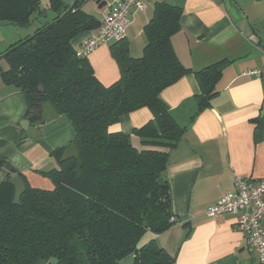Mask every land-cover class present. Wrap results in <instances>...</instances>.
<instances>
[{
  "label": "trees",
  "instance_id": "obj_1",
  "mask_svg": "<svg viewBox=\"0 0 264 264\" xmlns=\"http://www.w3.org/2000/svg\"><path fill=\"white\" fill-rule=\"evenodd\" d=\"M52 19L34 35L11 44L0 64L1 78L26 93L25 117L43 121L44 103H51L71 120L73 140L83 159L78 176L76 158L62 161L60 147L53 152L59 167L45 171L53 188L26 182L21 203L14 204L15 187L9 178L0 184V264H33L56 257L58 264H119L135 256V264H169L173 257L156 239L143 243L148 232L160 234L179 219L173 212L167 177L169 149L181 139V125L161 94L190 69L179 60L172 36L181 28L182 7L157 2L145 26L147 44L133 57L124 39L112 44L120 77L110 85L96 76L88 57L78 56L73 39L101 21L83 9L61 15L69 5L50 0ZM41 0H0V22L29 26ZM49 25V26H48ZM226 60L195 71L200 87L198 110L211 105ZM142 107L154 118L136 130L139 149L131 135L113 131L121 117ZM7 161L0 157V168ZM177 219V222L173 220Z\"/></svg>",
  "mask_w": 264,
  "mask_h": 264
},
{
  "label": "crops",
  "instance_id": "obj_2",
  "mask_svg": "<svg viewBox=\"0 0 264 264\" xmlns=\"http://www.w3.org/2000/svg\"><path fill=\"white\" fill-rule=\"evenodd\" d=\"M105 1L99 7L88 0L83 9L102 21L115 2ZM160 1L183 9L181 28L172 42L190 72L161 94L177 121L185 126L178 144L169 149L167 168L173 212L179 221L160 234L148 232L143 243L156 239L173 257L169 264H260L256 251L250 250L237 228L236 215L211 217L207 211L222 194L235 190L238 175L264 177V78L244 74L264 67V0H151L146 10L133 9L130 14L124 40L133 57L144 53L145 26ZM49 3L41 0V9L32 15L36 26L31 30L19 26L22 29L7 48L33 35L44 23L53 22L56 13ZM97 29L79 33L73 46L78 47ZM112 44H102L88 56L97 78L105 85L120 77ZM221 60L226 63L217 83L218 94L209 107L199 111L196 95L200 87L194 72ZM27 109L26 93L3 81L0 71V157L22 172L31 186H49V177L43 173L59 167L53 152L70 145L76 131L66 114L45 102L43 121L30 123L24 137L21 123L27 119ZM153 118V111L142 107L124 114L111 130L129 133L139 149L150 148L136 130ZM8 178L9 171L5 166L0 168V184ZM33 264L49 261L40 259Z\"/></svg>",
  "mask_w": 264,
  "mask_h": 264
},
{
  "label": "built area",
  "instance_id": "obj_3",
  "mask_svg": "<svg viewBox=\"0 0 264 264\" xmlns=\"http://www.w3.org/2000/svg\"><path fill=\"white\" fill-rule=\"evenodd\" d=\"M150 1L115 0L96 33L76 47L77 55L88 57L100 45L124 39L131 24V11L146 10ZM244 74L264 78V67L249 69ZM225 213L236 215L238 230L250 250L256 251L260 264H264V177L254 179L238 175L235 190L222 194L207 211L211 217Z\"/></svg>",
  "mask_w": 264,
  "mask_h": 264
},
{
  "label": "water",
  "instance_id": "obj_4",
  "mask_svg": "<svg viewBox=\"0 0 264 264\" xmlns=\"http://www.w3.org/2000/svg\"><path fill=\"white\" fill-rule=\"evenodd\" d=\"M64 1L69 5V7L61 15L60 18H64L65 16L72 13L79 2L86 3L88 0H64ZM92 1H94L96 4H98L99 7H102L103 5L106 4L105 0H92ZM53 22H51L50 24H53ZM33 35H31V36H33ZM1 56H3V55H1ZM30 123H31V121L28 119L24 120L21 123V125L24 129V134H23L24 137L26 136V131L28 130ZM71 158H76V162H77L76 171H77L78 176H80L81 175V167L83 165V159L79 153V149L77 147V144L74 141L71 142V144L68 145L64 149L63 155H62V161H65V160H68ZM5 168L10 172L9 182L11 184H13L15 187V195H14L13 203L14 204H20L21 203V200H20L21 196L26 191V188H27L26 182H25V180L21 174L14 171V167L11 164L7 163L5 165ZM58 263H59V260L56 257H52L49 259V264H58ZM119 264H135V256H130V257L125 258L122 261H120Z\"/></svg>",
  "mask_w": 264,
  "mask_h": 264
},
{
  "label": "rangeland",
  "instance_id": "obj_5",
  "mask_svg": "<svg viewBox=\"0 0 264 264\" xmlns=\"http://www.w3.org/2000/svg\"><path fill=\"white\" fill-rule=\"evenodd\" d=\"M47 1H44V3H46ZM49 13H51L49 11ZM36 26V22L35 20L32 21V24L27 26L24 29H33ZM18 29H22L20 28L18 25H15L13 23H8V22H0V56L1 53L5 50V48H7V44H9L10 40H13V38H15L14 34L17 33V31H19ZM1 63L3 66H7L6 65V61L4 59H1ZM50 181V185H44L43 183H41V185H38V187L40 188H53L54 184L52 182V180L50 178H48ZM35 186V185H34Z\"/></svg>",
  "mask_w": 264,
  "mask_h": 264
}]
</instances>
